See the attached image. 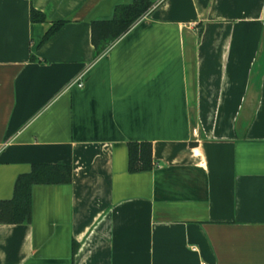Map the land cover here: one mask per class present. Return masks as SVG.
<instances>
[{"label":"crops","instance_id":"1","mask_svg":"<svg viewBox=\"0 0 264 264\" xmlns=\"http://www.w3.org/2000/svg\"><path fill=\"white\" fill-rule=\"evenodd\" d=\"M133 1L0 0V203L71 169L0 220V264H264V0H147L97 56L92 23Z\"/></svg>","mask_w":264,"mask_h":264},{"label":"trees","instance_id":"2","mask_svg":"<svg viewBox=\"0 0 264 264\" xmlns=\"http://www.w3.org/2000/svg\"><path fill=\"white\" fill-rule=\"evenodd\" d=\"M151 5L147 0H134L131 4L116 7L111 20L93 22L91 25V42L96 50V55L98 56L104 52L123 36L147 13ZM30 21L31 23H44L45 16L31 9ZM65 23L66 21L52 23L39 45H42L56 34ZM128 153L130 173L151 170V146L149 144L129 143ZM70 182V168L53 165H33L28 174L18 177L14 186L13 198L6 205L0 203V220L10 223L29 222L31 187L33 185L69 184Z\"/></svg>","mask_w":264,"mask_h":264},{"label":"built area","instance_id":"3","mask_svg":"<svg viewBox=\"0 0 264 264\" xmlns=\"http://www.w3.org/2000/svg\"><path fill=\"white\" fill-rule=\"evenodd\" d=\"M79 81H80V79H78L75 84H77V86L80 88L82 85ZM202 264H205V263L203 262Z\"/></svg>","mask_w":264,"mask_h":264}]
</instances>
